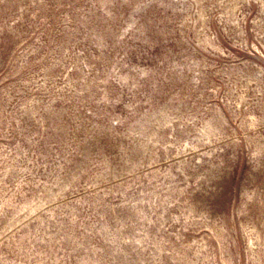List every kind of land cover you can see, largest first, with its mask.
Segmentation results:
<instances>
[{
    "label": "rangeland",
    "instance_id": "374dc122",
    "mask_svg": "<svg viewBox=\"0 0 264 264\" xmlns=\"http://www.w3.org/2000/svg\"><path fill=\"white\" fill-rule=\"evenodd\" d=\"M0 264H264V0H0Z\"/></svg>",
    "mask_w": 264,
    "mask_h": 264
}]
</instances>
